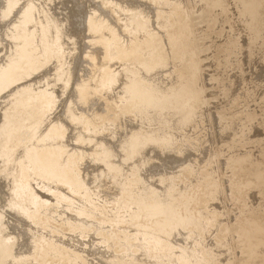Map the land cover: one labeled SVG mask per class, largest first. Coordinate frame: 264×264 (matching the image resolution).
<instances>
[{"label":"rangeland","instance_id":"374dc122","mask_svg":"<svg viewBox=\"0 0 264 264\" xmlns=\"http://www.w3.org/2000/svg\"><path fill=\"white\" fill-rule=\"evenodd\" d=\"M44 1L0 0V77L8 78L0 79V138L11 118L3 111L20 84L22 92L55 88L49 119L7 141L15 142L10 159L0 156V179L9 189L3 185L0 199L13 202L23 168L14 153L20 147L18 153H30L39 133L42 142L32 155L39 174L26 183L22 205L30 209L35 196L47 197L36 212L38 224L0 202V264H264V231L254 232L264 225V16L255 10L258 2L48 0L47 7ZM57 34L65 55L36 65ZM175 49L178 61L169 59ZM120 51L128 55L120 58ZM184 62L192 66L189 77L180 75ZM105 66L113 77L102 84L97 79ZM138 78L152 85L147 93L159 102L143 104V121L115 119L113 104L133 101L128 88ZM159 80L176 81L169 84L172 92L164 90L166 102L159 100ZM191 92L200 103L194 111L185 108ZM242 96L247 100L240 105ZM171 103L182 105L167 113ZM150 120L151 133L133 134ZM45 186L58 189L64 201Z\"/></svg>","mask_w":264,"mask_h":264},{"label":"bare ground","instance_id":"6f19581e","mask_svg":"<svg viewBox=\"0 0 264 264\" xmlns=\"http://www.w3.org/2000/svg\"><path fill=\"white\" fill-rule=\"evenodd\" d=\"M8 1V0H7ZM43 1V0H42ZM48 1V0H47ZM46 1V2H47ZM253 1H257L258 3H259V5H258V3H256L255 2V10L257 11V13H258V15L260 16V17H263L264 16V0H253ZM45 1H44V3L46 4V6H47V3H46ZM78 2V1H77ZM111 2V1H110ZM73 3V2H72ZM38 4V3H37ZM44 4V5H45ZM52 3H48V5H51ZM16 5V4H15ZM43 5V4H42ZM9 7V6H8ZM48 7V6H47ZM47 7H46V9H47ZM11 9V8H10ZM9 10V9H8ZM47 12H48V9H47ZM46 12V13H47ZM30 13V12H29ZM183 14L184 13H182V14H180L179 16H183ZM6 14H4V16H5ZM9 15V14H8ZM28 15V14H27ZM41 15V14H40ZM43 15V14H42ZM51 15V14H50ZM33 17V16H32ZM44 17V16H43ZM30 18V17H29ZM77 19V18H76ZM26 19H24V21H25ZM41 20V19H40ZM74 20L75 19H73V21L72 22H74ZM78 20V19H77ZM23 21V22H24ZM52 21V20H51ZM76 21V20H75ZM79 21V20H78ZM43 22V21H42ZM81 22V21H80ZM103 22V21H102ZM79 23V22H78ZM17 24V23H16ZM43 24V23H42ZM48 24V23H47ZM50 24H52V23H50ZM58 24V23H57ZM22 25H24V24H22ZM41 25V24H40ZM55 25V24H54ZM73 25H77L76 24V22H75V24L73 23ZM2 26V25H1ZM19 26V25H18ZM17 26V27H18ZM24 26H26V25H24ZM58 26H59V24H58ZM78 26V25H77ZM87 26H88V30H90V31H92L93 32V30L95 29V25H94V22H93V20H90L89 22H88V24H87ZM264 26V25H263ZM43 27H45V25L43 26ZM76 27V26H75ZM260 27V23H258L257 25H256V28H259ZM2 28V27H1ZM20 28V27H19ZM46 28V27H45ZM48 28V27H47ZM50 28V27H49ZM52 28V27H51ZM50 28V29H51ZM54 28H56V27H54ZM60 28V26L58 27V29ZM49 29V30H50ZM58 29H57V31H58ZM77 29V31H79V29H80V26L78 27V28H76ZM101 29V28H100ZM104 29V28H103ZM1 30V29H0ZM8 30H9V28H8ZM37 30V29H36ZM43 31H45L44 30V28L42 29ZM177 30H178V28H177ZM43 31H42V33L40 34V36L38 35V33H37V37H39L40 39H43L42 38V34H43ZM32 32V31H31ZM34 32V31H33ZM14 33V32H13ZM46 33H48V32H46ZM93 33H95V32H93ZM30 34V33H29ZM35 34V33H34ZM12 35V34H11ZM31 35V34H30ZM44 35V34H43ZM61 35V34H60ZM18 36V35H17ZM33 36V35H32ZM35 36V37H36ZM47 35L45 34V37H46ZM48 36H50L51 37V34L50 35H48ZM55 36V35H54ZM93 36V35H92ZM91 36V37H92ZM170 36V35H169ZM11 37V36H10ZM31 37V36H30ZM30 37H28L27 36V38H28V42H29V39H31ZM44 37V38H45ZM50 37H47L48 39L50 38ZM18 37H16V39H17ZM39 38H37V39H39ZM173 38V37H172ZM186 38V37H185ZM5 39V38H4ZM34 39V38H33ZM37 39H35V40H37ZM39 39V40H40ZM86 39V38H85ZM187 39V38H186ZM11 40V39H10ZM21 40V39H20ZM23 40V39H22ZM50 40V39H49ZM83 40V39H82ZM7 41V40H6ZM9 41V40H8ZM13 40H11V42H12ZM42 41V40H41ZM41 41H39L40 43H41ZM45 41V40H44ZM52 41V40H51ZM149 41V40H148ZM1 42V41H0ZM4 42V41H3ZM2 42V43H3ZM21 42V41H20ZM22 42H24V41H22ZM25 42H26V40H25ZM43 42V41H42ZM48 42V41H47ZM14 43H16V41L15 42H13V44ZM33 43H34V41H33ZM32 43V44H33ZM36 43V42H35ZM37 43H38V40H37ZM39 43V44H40ZM45 43V42H44ZM144 43H145V41H144ZM18 44V43H17ZM29 43H27V45H28ZM39 44H38V46H39ZM51 44H53V43H51ZM5 46L7 45V44H4ZM9 45H12V43H9ZM24 45V44H23ZM34 45V44H33ZM33 45H31V46H33ZM184 45V44H183ZM3 46V45H2ZM22 47L21 46V44L20 45H18V47ZM29 46V45H28ZM43 46H45V49L43 50V57L42 58H38V59H40L39 61L37 60V58H36V61H38V63L36 64V65H45L48 61H50L52 58H58V57H60L61 55L63 56V54H64V48H63V44H61V37L60 36H58V34H57V36L55 37V40H54V45L53 46H50L51 48H49L46 44H44ZM77 46V45H76ZM85 46V45H84ZM13 47V46H12ZM15 47V46H14ZM24 47H25V45H24ZM30 47V46H29ZM28 47V48H29ZM35 47H37V46H35ZM40 47L42 48V46L40 45ZM136 47V44H134V46L133 47H131V49L127 52V53H130V52H132L133 50H134V48ZM8 48H9V46H8ZM32 48H34V47H32ZM71 48V47H70ZM103 48V47H102ZM5 49V48H4ZM10 49V48H9ZM8 49V50H9ZM86 49V48H85ZM137 49V48H136ZM178 49H179V47H178ZM178 49H175L174 50V52H173V54H172V58H170L169 57V59H173V60H177L178 61V59L180 58V51L178 50ZM28 50V49H27ZM31 50V49H30ZM33 50V49H32ZM34 50H35V48H34ZM37 50V49H36ZM79 50V49H78ZM183 49H181V51H182ZM7 51V50H6ZM6 51H5V53H6ZM21 51H22V49H21ZM119 51V50H118ZM7 52H10V50L9 51H7ZM30 52V51H29ZM32 53V52H31ZM36 53V52H35ZM72 53V52H71ZM120 53V58L122 57V56H125V54H127V53H125V52H123V51H120L119 52ZM8 54V53H7ZM34 54V53H33ZM105 54V53H104ZM124 54V55H123ZM9 55V54H8ZM65 55V54H64ZM81 55V54H80ZM79 55V56H80ZM128 55V54H127ZM130 55V54H129ZM7 56V55H6ZM5 56V57H6ZM20 55H18V57H19ZM69 56V55H68ZM78 55H77V57H79ZM83 55H81V57H82ZM102 56V55H101ZM134 56V55H133ZM22 57V56H21ZM32 57V56H31ZM38 57V56H37ZM77 57H75V58H77ZM81 57H79V61H80V58ZM105 57V56H104ZM106 57H108V53L106 54ZM182 57V56H181ZM13 58V57H12ZM17 58V57H16ZM183 58V57H182ZM22 59V58H21ZM33 59V58H32ZM67 59H68V57H67ZM73 59V58H72ZM82 59H84V58H82ZM81 59V60H82ZM132 59V58H131ZM8 60V59H7ZM14 60V59H13ZM25 60H27V59H25ZM69 60H70V58H69ZM73 60H75V59H73ZM171 60H169V63H170V61ZM3 61V60H2ZM6 61V60H5ZM15 61V60H14ZM20 61V60H19ZM19 61H17L18 62V64L20 63ZM21 61H24V60H21ZM32 61V60H31ZM66 61H68V60H66ZM78 61V62H79ZM128 61V60H127ZM177 61H175V62H177ZM27 61H25V63H26ZM29 62V61H28ZM34 62V61H33ZM75 62V61H74ZM76 62H77V60H76ZM75 62V63H76ZM77 62V63H78ZM84 62V61H83ZM6 63V62H5ZM22 63V62H21ZM54 63H55V60H54ZM67 63V62H66ZM76 63V64H77ZM80 63V62H79ZM156 63V62H155ZM155 63H154V65H155ZM157 63H159L158 61H157ZM172 63V62H171ZM170 63V64H171ZM0 64H1V62H0ZM7 64V63H6ZM24 64V63H23ZM73 64V63H72ZM76 64L75 65H73V66H76ZM160 64V63H159ZM21 65V64H20ZM30 65H32L31 63H30ZM30 65H28V63H27V66H30ZM82 65V64H81ZM173 65V64H172ZM175 65V64H174ZM180 65V64H179ZM178 65V66H179ZM3 66V65H2ZM5 66V65H4ZM8 66V65H7ZM17 66V65H16ZM19 66V65H18ZM24 66H26V64L24 65ZM24 66H22L21 65V67L20 68H23ZM35 66V65H34ZM62 66V65H61ZM71 66V65H70ZM78 66V65H77ZM258 66V65H257ZM41 67V66H40ZM79 67V66H78ZM173 67H175V66H173ZM1 68H3V67H1ZM4 68H7V67H4ZM13 68V67H12ZM30 68V67H29ZM48 68V67H47ZM51 68V67H50ZM60 68V67H59ZM58 68V69H59ZM63 68V67H62ZM66 68V67H65ZM77 68V67H76ZM79 68H81V67H79ZM79 68H77V70H79ZM96 68V67H95ZM31 69V68H30ZM34 69H35V67H34ZM72 69H73V67L71 68V72H72ZM148 69V68H147ZM181 70H182V74H180V75H187L188 77L191 75V73H192V66H191V64L190 63H187V62H184L182 65H181V68H180ZM55 70V69H54ZM53 70V71H54ZM61 70V69H60ZM23 71V70H22ZM56 71H58V70H56ZM76 71V70H75ZM81 71V70H80ZM18 73L19 72V69H18V71H15V73ZM21 72V71H20ZM31 72H33V71H31ZM62 73H63V71H61ZM60 72V73H61ZM73 72H74V70H73ZM1 73H2V71H1ZM17 73H16V75H17ZM29 73V72H28ZM8 74H11L10 72H8ZM30 74V73H29ZM28 74V75H29ZM58 74V73H57ZM69 74H70V72H69ZM4 75H5V73H4ZM11 75H13V74H11ZM27 75V74H26ZM28 75H27V77H28ZM18 76V75H17ZM77 76V75H76ZM100 77L97 79L100 83H102V84H105V83H107L110 79H112V77H113V75H112V73L109 71V69L105 66L102 70H101V73H100V75H99ZM234 76V75H233ZM6 77V76H5ZM5 77H2V78H5ZM13 77V76H12ZM11 77V78H12ZM25 77V76H24ZM27 77H25V79L27 78ZM44 77V76H43ZM74 77V76H73ZM178 80H182V77H180L179 75H178ZM237 77V76H236ZM1 77H0V79H2ZM23 78V77H22ZM69 78V77H68ZM68 78H67V80H68ZM76 78V77H75ZM5 79H8V78H5ZM13 79H16V78H14L13 77ZM12 79V80H13ZM18 79H19V77H18ZM18 79H16V80H18ZM25 79H22V80H25ZM29 79V78H28ZM59 79V78H58ZM61 79V78H60ZM60 79H59V83L60 84H63V83H61L60 82ZM66 79V78H65ZM229 79H231V78H229ZM10 80V79H9ZM9 80H7V81H9ZM27 80V79H26ZM25 80V81H26ZM54 80H56V79H54ZM70 80V79H69ZM74 80V79H73ZM76 80H78L77 78H76ZM75 80V81H76ZM177 80V81H178ZM4 81V80H3ZM19 81H20V79H19ZM37 81V80H36ZM36 81H34V82H32L33 84L36 82ZM57 81V80H56ZM56 81H52L53 83L54 82H56ZM10 82H14V81H10ZM22 82H24V81H21V83ZM30 82H31V80H30ZM64 82V81H63ZM68 82V81H67ZM70 82V81H69ZM176 82V81H175ZM175 82H169V81H167V80H159L158 81V84L156 85V86H158V88L160 89V90H162V92H163V94H162V96H161V98L159 99V100H162V99H164V98H166L165 96H166V94H165V89H168V91H170V92H172V90L169 88V84H171V83H175ZM1 83V82H0ZM16 83V86L18 87V82L16 81L15 82ZM28 83V82H27ZM66 83V82H65ZM74 83V82H73ZM93 83V82H92ZM98 83V82H97ZM24 84V83H23ZM23 84H20V87H19V90L16 88V86H14V87H12V88H14L13 90H18V91H20L19 93H18V95H17V93H16V91H15V93H16V96H15V100H13L11 103L9 102V104H8V106H7V108H6V110H4L3 112L5 113V111H6V113L9 115L10 114V116H11V118L9 119V121H8V124H7V128L6 129H4V127L2 128V130H4V132L2 133V137H3V145H1L2 147V150L0 151V156L1 157H3L2 159H10V157L12 156V154H13V152H14V149H15V142H14V144H13V142L11 143V142H9V143H7V141H11V139L12 138H14L15 136L17 137V135H19V134H21L22 133V131L25 129V130H29L30 128H31V126H33L34 124H36V123H38L39 121H41L43 118V120H46L47 121V119H49V118H47V119H45L46 118V116L49 114V112L51 111V109H52V106L50 105V101H49V98H50V91L51 92H53V89H55V88H53L54 86H52L51 88H53V89H51V90H48V91H38V92H32L31 90H27V89H25L23 92L20 90L21 89V85H23ZM29 84V83H28ZM28 84H26L27 85V87H28ZM52 84V83H51ZM56 84H58V81H57V83ZM59 84V85H60ZM85 84V83H84ZM1 85H3V84H1ZM5 85V84H4ZM3 85V86H4ZM9 85V84H8ZM29 85H31V84H29ZM53 85V84H52ZM55 85V84H54ZM59 85H56V86H59ZM83 85V84H82ZM88 85H90L89 83H88ZM96 85V84H95ZM2 86V87H3ZM55 86V87H56ZM6 87V86H5ZM32 87V86H31ZM44 87V86H43ZM59 87H61V85L59 86ZM64 87V85H62V88ZM87 87V86H86ZM86 87H85V90H88V87H87V89H86ZM100 87H101V85H100ZM152 87V85L151 84H149V83H146V82H140L139 81V78L138 79H136L135 80V82H133L130 86H129V88H128V90H129V92H130V94L132 95V100L133 101H130V102H118V101H116V103H115V105L113 104V107L115 108L114 110H115V119L116 118H120V117H123V118H127L129 115L131 116V115H133V117H134V119H136V121L138 120H141V121H143L145 118H146V116H144L145 115V109L143 108V104L146 106V104H151V105H156L159 101H158V99L155 97V96H153L152 94H149V93H147V89H149V88H151ZM177 87V83H176V85L174 86V88H176ZM4 88V87H3ZM7 88V87H6ZM16 88V89H15ZM24 88H26L25 86H24ZM30 88V87H29ZM45 88V87H44ZM43 88V89H44ZM48 88V87H47ZM65 88H66V86H65ZM10 89V88H9ZM48 89H50V87L48 88ZM98 89V88H97ZM1 90V89H0ZM7 90V89H6ZM12 90V89H11ZM12 90V91H13ZM41 90H42V88H41ZM63 90V89H62ZM83 88H79V93H83ZM146 90V91H145ZM157 90V89H156ZM17 91V92H18ZM72 91V90H71ZM100 91V90H99ZM11 92V91H10ZM74 92V91H73ZM92 92H95V90L93 91L92 90ZM98 92V91H97ZM250 92V91H249ZM2 92H0V94H1ZM15 93H13L12 92V94L13 95H11L10 93H8V95L10 94V96H14V94ZM85 93V92H84ZM90 93V92H89ZM100 93H101V91H100ZM195 92H191V94L190 95H187V98H184L185 99V108L186 109H191V110H193L194 111V109L196 110V109H198V107H199V104H198V101H197V99H196V95L197 94H194ZM20 94V95H19ZM7 95V96H8ZM82 95V94H81ZM97 95V94H96ZM155 95V94H154ZM252 95V94H251ZM86 96H87V94H86ZM92 96H93V94H92ZM169 97H171V96H169ZM251 97V96H250ZM10 98V97H9ZM72 98H73V96H72ZM75 98H77L78 99V97H75ZM74 99V98H73ZM4 100V99H3ZM9 100V99H8ZM92 100V99H91ZM166 100H167V98L165 99V100H162V101H165L166 102ZM247 99H246V97H240L239 98V100H238V103L241 105L243 102L245 103V101H246ZM248 100H249V98H248ZM61 101V100H60ZM136 101L137 102H139V104H138V106H137V103H136ZM161 101V102H162ZM179 102V101H178ZM182 103H183V101H181ZM61 103V102H60ZM182 103H179L180 105L179 106H181L182 105ZM237 103V104H238ZM243 103V104H244ZM254 103V102H253ZM6 105H7V103H5ZM160 104V103H159ZM2 105V104H1ZM6 105H4V106H6ZM53 105V104H52ZM60 105V104H59ZM171 105V108L167 111V113H171V112H173L174 111V109H176L177 107H179L178 105H175L174 103H171L170 104ZM141 106V107H140ZM1 107H3V106H1ZM30 107V108H29ZM0 111H1V109H0ZM2 116H3V113L1 114ZM1 115H0V117H1ZM6 115V114H5ZM52 115V114H51ZM71 115V114H70ZM50 116V115H49ZM55 116V115H54ZM7 117V116H6ZM1 119V118H0ZM2 120V119H1ZM148 120V119H147ZM3 121V120H2ZM25 121H27V122H25ZM46 121H44V122H46ZM68 121V120H67ZM71 121V120H70ZM137 121V122H138ZM6 122V121H5ZM24 122H25V124H24ZM132 122V121H131ZM164 121L163 120H158V125H159V123H161V127H162V130H163V132L165 133V132H168L169 130V128L166 126V124H164L163 123ZM1 123V122H0ZM7 123V122H6ZM42 123H43V121H42ZM70 123H72V122H70ZM78 123H80L79 121H78ZM157 123H155V125H157ZM3 124V123H2ZM47 124L48 123H46V126H47ZM64 124V123H63ZM66 124V123H65ZM40 125V124H39ZM38 126V125H37ZM45 126V125H44ZM45 126V127H46ZM68 126V125H67ZM1 127V126H0ZM65 127V126H64ZM44 127H42L41 129H43ZM66 128V127H65ZM153 128H154V124L152 123V121L150 120V121H148V123H145L144 124V126H142L139 130H136L135 132H133V134L134 133H138V134H142V133H146L147 134V132L149 131L150 133H151V131L153 130ZM59 130V129H58ZM35 131V130H34ZM41 131V130H40ZM38 132V131H37ZM36 132V133H37ZM67 132V131H66ZM65 132V133H66ZM148 132V133H149ZM58 133V132H57ZM63 133V132H62ZM35 135L36 134H34V136L33 137H35ZM64 135V134H63ZM148 135H145V137H147ZM1 137V138H2ZM21 137V136H20ZM0 138V139H1ZM22 138V137H21ZM10 139V140H9ZM142 139H144V138H142ZM15 140V139H14ZM20 140V139H19ZM19 140H17V141H19ZM80 141H81V139H79ZM78 140V138H77V141H79ZM1 141V140H0ZM13 141V140H12ZM76 141V140H75ZM79 141V142H80ZM95 141V140H94ZM40 142H42V139H40V137H39V133H38V135H37V137L33 140V145L35 146V147H33V149H32V151L29 153V151H27V152H20V153H22L21 155H20V153H18V151H20V149H21V147H20V149L18 150V148H19V143H20V141H19V143L17 144L18 145V148H17V152H15L14 153V157H15V155L16 156H18L17 158L19 159V161L22 163V169L20 170V173H19V184L16 186L18 189L17 190H15L14 189V192H15V196L13 197V199H14V201L13 202H3V200H2V195H1V199H0V202H2V204H4L5 203V205L6 206H8V204L10 205V206H13L15 209H14V211L12 212V213H16L15 211H17V214H23V216L25 215V219H26V217H27V219H26V221H32V223H36V224H38L37 223V216H36V212H38V210H39V208L41 207V206H43V203H46L47 202V199H45V198H47V197H37V196H35L34 198H33V201H32V206H33V208H30V209H34L33 211H31L29 208V210L27 209V208H25L23 205H22V202H23V197H24V192L25 191H27V188L25 187V185L27 186V182L28 181H30V179H31V176L33 177V176H35V174L36 175H38L39 173H37V166L36 165H38V162H37V160H36V158L35 157H33L34 156V152L36 151V148L38 147V145H39V143ZM81 143V142H80ZM20 145H21V143H20ZM31 145H29V146H27L26 148H29ZM62 148H64V147H62ZM261 148V147H260ZM263 149V148H262ZM23 149H21V151H22ZM24 151V150H23ZM262 151V150H261ZM263 152V151H262ZM1 153H2V155H1ZM17 153V154H16ZM264 153V152H263ZM262 154V153H261ZM260 154V156H262ZM33 155V156H32ZM67 156V155H66ZM257 156H259L258 154H257ZM33 157V158H32ZM17 158L16 159H14V161L15 160H17ZM258 158H260V157H258ZM1 159V158H0ZM261 159V158H260ZM67 160V159H66ZM77 160V159H76ZM2 161V164H4L3 163V160H1ZM0 161V162H1ZM258 162H256V165L257 164H259V168H261V165H260V160L258 159L257 160ZM16 162V161H15ZM70 162H72V161H67V164L68 163H70ZM239 164V162H236V164ZM2 164H0V166H3ZM16 164V163H15ZM15 164H13V165H15ZM71 164V163H70ZM6 166V165H5ZM5 166L3 167L4 169H5ZM10 166V165H9ZM8 166V167H9ZM192 166V165H191ZM12 167V166H11ZM13 168H14V166H13ZM0 169H1V167H0ZM237 169H239V166H237ZM10 170V169H9ZM12 170H14V169H12L11 168V170H10V172H13ZM2 171V170H1ZM4 171V170H3ZM8 171V170H7ZM40 171V170H39ZM237 172V171H236ZM6 173V172H5ZM49 174H50V172H48ZM2 174H4V173H2ZM2 174L0 175V176H2ZM7 174H8V172H7ZM46 175V174H45ZM43 176V173H42V177H46V176ZM5 176V175H4ZM9 176V174L8 175H6V177H8ZM10 177H11V174H10ZM258 177H260V175L258 176ZM4 177H2L1 179H0V190H3V185L5 186V184H3V179ZM3 179V180H2ZM6 179V178H5ZM8 179H9V177H8ZM11 179L12 178H10V181L7 183V181H6V184L8 185V184H10V182H11ZM37 181H39L37 178H35ZM34 179V180H35ZM256 180V179H255ZM48 181V180H47ZM41 182V181H40ZM40 182L38 183V184H40ZM31 183V182H30ZM52 184V183H51ZM11 185V184H10ZM10 185H9V187H10ZM34 185V184H33ZM50 186V185H49ZM52 186V185H51ZM50 186V187H51ZM34 187V186H33ZM50 187H48V186H45V189H47V191H51V192H48L50 195H52V196H54V197H58V198H60V199H62V201H64V197L62 196V194L60 193V191L58 190V189H56V190H52V189H54V188H50ZM52 187H55V185H53ZM58 187V186H57ZM14 188V187H13ZM35 188V187H34ZM6 189V186H5V188H4V190ZM60 189V188H59ZM37 190V189H36ZM6 191H8L7 193H9V189L7 190L6 189ZM39 191V190H38ZM41 193V192H40ZM40 193H38V194H40ZM43 193V192H42ZM45 193V192H44ZM1 194H3V193H1ZM5 194V193H4ZM49 194H46V195H48L49 196ZM6 195V194H5ZM4 196V195H3ZM7 196H10V195H7ZM3 197V199L5 198H8V197ZM50 197V196H49ZM215 197H216V195H215ZM214 197V198H215ZM10 198V197H9ZM52 197H50V199H51ZM207 198V196H204L203 197V201L205 200ZM12 199V200H13ZM25 199H27V198H25ZM7 200V199H6ZM9 200V199H8ZM30 200V199H29ZM55 200V199H54ZM48 201H49V199H48ZM26 202V201H25ZM29 203H31L30 201H28ZM54 202V201H53ZM27 203V202H26ZM29 203H27L28 205H30L31 206V204H29ZM4 205V206H5ZM26 205V204H25ZM45 205V204H44ZM27 206V205H26ZM0 207H1V205H0ZM7 209H9V208H7ZM214 209V208H213ZM5 210V209H4ZM72 209L71 208H69V211H71ZM10 211V210H9ZM11 212V211H10ZM17 216V215H16ZM22 217V216H21ZM40 218V217H39ZM34 220V221H33ZM2 224V223H1ZM0 224V226H2ZM33 225V224H32ZM14 226V225H13ZM5 229V228H4ZM14 229H15V231L17 230V226H15L14 227ZM6 230V229H5ZM12 231V230H11ZM20 231V230H19ZM24 231V230H23ZM27 231V230H26ZM264 231V225H262V226H260V227H256L255 229H254V232L255 233H257V232H263ZM4 233L6 234V232L4 231ZM3 233V236L5 235ZM12 234V233H11ZM2 235V234H1ZM7 235V234H6ZM10 235V234H9ZM9 235H7V236H9ZM2 238V237H1ZM1 241H2V239H1ZM3 241H4V239H3ZM4 243V242H3ZM3 243H2V245H3ZM7 243V242H6ZM18 244V243H17ZM1 245V244H0ZM6 245V244H5ZM8 245V244H7ZM5 248V247H4ZM1 249V248H0ZM4 250V249H3ZM6 250H9V248L7 249L6 248ZM1 251V250H0ZM9 252V251H8ZM7 252V253H8ZM2 253V252H1ZM3 253H5V250H4V252ZM5 255V254H4ZM11 256V255H10ZM9 256V257H10ZM1 258V257H0ZM19 258H20V256H19ZM11 259V258H10ZM13 259H16V258H13ZM16 261H17V259H16Z\"/></svg>","mask_w":264,"mask_h":264}]
</instances>
